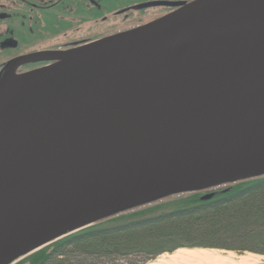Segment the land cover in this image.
Returning <instances> with one entry per match:
<instances>
[{
	"label": "water",
	"instance_id": "1",
	"mask_svg": "<svg viewBox=\"0 0 264 264\" xmlns=\"http://www.w3.org/2000/svg\"><path fill=\"white\" fill-rule=\"evenodd\" d=\"M149 6L175 8L1 70L0 264L120 212L264 175V0Z\"/></svg>",
	"mask_w": 264,
	"mask_h": 264
},
{
	"label": "trees",
	"instance_id": "2",
	"mask_svg": "<svg viewBox=\"0 0 264 264\" xmlns=\"http://www.w3.org/2000/svg\"><path fill=\"white\" fill-rule=\"evenodd\" d=\"M208 193L213 196L204 199ZM181 247L264 254V175L120 212L16 264H103L121 257L146 264Z\"/></svg>",
	"mask_w": 264,
	"mask_h": 264
},
{
	"label": "rangeland",
	"instance_id": "3",
	"mask_svg": "<svg viewBox=\"0 0 264 264\" xmlns=\"http://www.w3.org/2000/svg\"><path fill=\"white\" fill-rule=\"evenodd\" d=\"M32 1L42 2L45 4L51 2L52 0ZM83 1H89V3L82 4V0H79L74 4H71L74 8L73 14L70 11L71 7H69L70 1H67V3L62 5V7L54 9L53 12L37 11V14L40 15V17L35 18L34 14L36 11H34L33 13H31V15H27L24 19H19L20 15L18 14V10H20L21 8L16 9L12 5L4 3V7L0 8V62L2 63L9 58L26 54L27 50L48 46L50 42L63 41L66 38L83 35L81 29L95 22L94 18H102L107 15H113V13H115L120 7L136 4L141 0ZM25 13L29 14L30 12L25 11ZM21 17L23 16L21 15ZM67 18H70L71 21ZM72 21L77 22L72 23ZM137 21L138 19H135L133 21L134 23H132V25L130 26L136 25ZM114 28L120 30L126 28V25H116ZM245 252L252 251H235V253L237 254H243ZM256 254L264 256V254L261 253ZM159 256H157L156 258H158ZM132 258L133 257H121L116 258L114 261L106 260L105 262L103 261V264H125L132 260ZM139 259L142 260L143 258L139 257ZM261 261L264 264V258ZM148 262L149 261H147V263Z\"/></svg>",
	"mask_w": 264,
	"mask_h": 264
},
{
	"label": "flooded vegetation",
	"instance_id": "4",
	"mask_svg": "<svg viewBox=\"0 0 264 264\" xmlns=\"http://www.w3.org/2000/svg\"><path fill=\"white\" fill-rule=\"evenodd\" d=\"M67 1H70L69 7H71L70 11L73 14L74 8H73V5L71 4H74L79 0H52L51 2H48L45 4L42 2H36L32 0H0V8L4 7V3H7L9 5H12L16 9L21 8L20 10H18V14L20 15L19 19H24L27 15H31V13H33L34 11H36L34 14V17L38 18L40 17V15L37 14V11H42V12L52 11L53 12L54 9L58 7H62V5L67 3ZM152 1L190 2L192 0H141L137 2L136 4H131V5L120 7L115 13H113V15H109V16L107 15L102 18H94L95 22L81 29L83 35L72 37V38H66L63 41L50 42L48 46H43V47L27 50L26 54L33 53V52L47 51V50L70 49V48L82 45L84 43H88V42L106 37L118 31L126 30L134 26L144 24L146 22L154 20L174 10L175 8L171 6H149V7L139 8L140 4H144V3H148ZM88 3L89 1L86 2L82 0V4H88ZM26 9H28L29 11ZM25 11L30 12V13L26 14ZM21 15L23 17H21ZM67 19L71 21L70 18H67ZM135 19H138V21L136 22L137 24L134 26H130L132 25V23H134L133 21ZM75 22L77 21H72V23H75ZM116 25L117 26L126 25V28L119 30L117 28H114ZM12 58H9L8 60L3 61L2 63L0 62V72L3 69L4 65L6 64V62H8ZM45 64L46 62L27 64L25 66H22L19 69V71H27L33 68L40 67Z\"/></svg>",
	"mask_w": 264,
	"mask_h": 264
},
{
	"label": "bare ground",
	"instance_id": "5",
	"mask_svg": "<svg viewBox=\"0 0 264 264\" xmlns=\"http://www.w3.org/2000/svg\"><path fill=\"white\" fill-rule=\"evenodd\" d=\"M263 255L253 252L237 254L232 250L218 248L181 247L164 253L147 264H263Z\"/></svg>",
	"mask_w": 264,
	"mask_h": 264
}]
</instances>
